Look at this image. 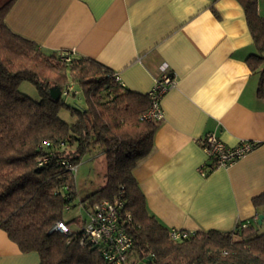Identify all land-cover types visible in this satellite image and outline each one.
I'll return each mask as SVG.
<instances>
[{
	"label": "crops",
	"instance_id": "0c3cea01",
	"mask_svg": "<svg viewBox=\"0 0 264 264\" xmlns=\"http://www.w3.org/2000/svg\"><path fill=\"white\" fill-rule=\"evenodd\" d=\"M5 24L45 54L74 51L104 64L138 93L165 64L175 83L161 99L152 149L133 170L147 212L180 232L231 231L258 218L251 199L264 192L262 66L247 65L257 49L238 0H15ZM208 133L227 146H257L210 168L198 142ZM0 264H39V256L0 228Z\"/></svg>",
	"mask_w": 264,
	"mask_h": 264
},
{
	"label": "trees",
	"instance_id": "16d2710c",
	"mask_svg": "<svg viewBox=\"0 0 264 264\" xmlns=\"http://www.w3.org/2000/svg\"><path fill=\"white\" fill-rule=\"evenodd\" d=\"M14 2L0 0V228L19 249L36 252L39 264H108L102 245L81 244L87 218L78 230L64 220L77 191L76 171L66 170L62 162L77 169L86 155L98 152L105 159L104 184L80 203L88 216L95 203L122 202L118 222L132 238L127 264L132 257L150 264H264V192L251 199L263 214L260 224L257 218L231 231H193L173 239L171 230L147 212L133 174L138 161L151 151L158 127L141 118L151 106L147 93L125 88L114 71L94 59L73 57L65 62L11 32L5 17ZM238 2L257 49L246 62L252 71L262 66L258 92L263 94L264 17L257 0ZM23 81L34 85L37 100L19 91ZM71 85L69 97L76 86L82 104L50 96L51 86L63 91ZM62 109L71 122L59 115ZM43 157L46 161L39 163ZM57 221L69 231L54 230Z\"/></svg>",
	"mask_w": 264,
	"mask_h": 264
},
{
	"label": "built area",
	"instance_id": "2783aa9c",
	"mask_svg": "<svg viewBox=\"0 0 264 264\" xmlns=\"http://www.w3.org/2000/svg\"><path fill=\"white\" fill-rule=\"evenodd\" d=\"M74 51L60 52L58 54L62 61L69 62L73 58ZM115 79L118 80L114 72ZM175 83L174 75L167 71L165 64L161 66V71L155 79L154 85L147 95L151 101V106L142 115V119L159 122L163 118L161 109V99L166 91ZM72 85L61 91V95L68 98L71 95ZM204 153L212 160L210 168L227 167L234 161L253 150L257 143L253 141L241 140L235 146H227L216 137L214 133H208L198 140ZM46 157L40 159L39 163L45 162ZM64 168L75 172L76 166L62 162ZM201 175H206L203 167L199 169ZM122 202L115 199L95 203L89 210L87 219L82 225L83 237L81 244L91 243L92 245H102V253L108 264H127V256L132 247V238L125 232L118 222V210L122 207ZM128 218L130 217L127 215ZM246 227V224H242ZM54 230L68 232L69 229L62 221H57ZM187 235L186 232L171 230L173 239H180Z\"/></svg>",
	"mask_w": 264,
	"mask_h": 264
},
{
	"label": "rangeland",
	"instance_id": "374dc122",
	"mask_svg": "<svg viewBox=\"0 0 264 264\" xmlns=\"http://www.w3.org/2000/svg\"><path fill=\"white\" fill-rule=\"evenodd\" d=\"M257 8L259 14L264 17V0H257ZM19 91L33 100L38 99V93L34 85L28 81H23L19 84ZM78 90L75 86L74 90ZM79 92V91H78ZM75 93V102L80 103V97H76L80 93ZM71 103L72 97L67 98ZM73 101V102H74ZM83 101V100H82ZM72 102V103H73ZM59 115L67 122H71L72 119L69 113L62 109ZM104 172H105V159L104 155L98 152H93L86 155L77 165L75 172V188L77 191V197L74 200V206L70 210L64 213V220H69L70 228L72 230H78L81 226L82 219L86 216V210L82 207L80 200L86 198L88 195L99 189L104 184ZM87 218V217H86ZM128 264H150L145 258L132 257V260Z\"/></svg>",
	"mask_w": 264,
	"mask_h": 264
},
{
	"label": "water",
	"instance_id": "95a60500",
	"mask_svg": "<svg viewBox=\"0 0 264 264\" xmlns=\"http://www.w3.org/2000/svg\"><path fill=\"white\" fill-rule=\"evenodd\" d=\"M49 93H50V96L54 99V100H58L59 97L61 96V90L59 89V87L57 86H51L49 88ZM262 219H263V214H259L258 215V223L260 224L262 222Z\"/></svg>",
	"mask_w": 264,
	"mask_h": 264
}]
</instances>
